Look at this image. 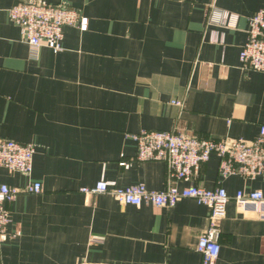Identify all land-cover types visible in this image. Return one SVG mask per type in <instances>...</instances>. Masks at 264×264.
I'll return each instance as SVG.
<instances>
[{"label":"crops","instance_id":"obj_1","mask_svg":"<svg viewBox=\"0 0 264 264\" xmlns=\"http://www.w3.org/2000/svg\"><path fill=\"white\" fill-rule=\"evenodd\" d=\"M21 1L0 0V138L36 153L30 176L0 170V183H40L43 192L8 206L11 238L0 244V264H202L206 206L136 208L81 189L105 182L164 190L167 165L138 162L128 138L142 130L259 136L264 74L243 72L240 54L264 0H38L71 8L88 28L65 27L62 50L44 46L36 57L9 16ZM215 9L237 16L233 27L214 24ZM219 167L212 156L194 180L231 198L217 264H264V219L234 202L238 192L264 194V176L222 180Z\"/></svg>","mask_w":264,"mask_h":264},{"label":"built area","instance_id":"obj_2","mask_svg":"<svg viewBox=\"0 0 264 264\" xmlns=\"http://www.w3.org/2000/svg\"><path fill=\"white\" fill-rule=\"evenodd\" d=\"M11 21L17 25L31 49L37 56L42 47L58 53L62 50L65 27H78L82 31L88 28V19L64 5L50 6L38 0H23L9 10ZM237 16L228 12L214 10L211 21L224 27H233ZM247 42L240 54V69L243 72L264 74V9L254 13L248 19ZM173 104L181 106L180 102ZM137 145V161L163 162L168 168V184L162 191H153L145 184H137L124 189L109 188L105 182H99L92 188H83L86 197L102 194L112 196L124 206L141 208L144 205L157 209H173L182 200H194L210 210L206 230L200 236L196 251L202 264H217L221 253V224L227 215V206L231 198L223 187L208 190L195 184L203 165L212 156L220 159L219 174L222 180L239 176L255 180L264 176V126L259 136L252 140L242 139H199L181 132H158L142 130L128 136ZM36 150L33 146L0 138V170L30 176L33 173ZM129 168V164H124ZM189 184L180 189L179 183ZM43 192L40 183H34L24 189L10 187L0 183V244L10 238L8 227L11 223L8 206L22 193L39 195ZM234 202L242 213L252 209L253 214L264 219V194L261 191L238 192ZM96 240H93L95 243Z\"/></svg>","mask_w":264,"mask_h":264}]
</instances>
